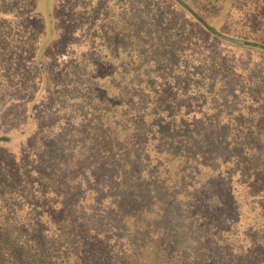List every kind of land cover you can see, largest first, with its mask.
Segmentation results:
<instances>
[{"label":"trees","instance_id":"obj_1","mask_svg":"<svg viewBox=\"0 0 264 264\" xmlns=\"http://www.w3.org/2000/svg\"><path fill=\"white\" fill-rule=\"evenodd\" d=\"M38 2L0 0V264H264L215 50L264 51V0H55L51 30Z\"/></svg>","mask_w":264,"mask_h":264},{"label":"rangeland","instance_id":"obj_2","mask_svg":"<svg viewBox=\"0 0 264 264\" xmlns=\"http://www.w3.org/2000/svg\"><path fill=\"white\" fill-rule=\"evenodd\" d=\"M54 1L55 0H39L38 2L39 10L43 14L49 30H51L53 22ZM215 50L219 51L218 54L216 53L218 56L220 55L226 58V64L228 66L235 68L241 75H237L234 79L231 78L230 82L227 83L226 90H231L236 82L241 85L240 88L239 86L236 88L237 90L240 89L238 97H236L235 101L229 104V106L233 109L237 103L242 104L247 102V117L242 113L243 110H241L240 107L237 116H239L241 121L244 119L242 125L245 128H249L250 126L249 119H252L254 121L252 125L257 127V130H255L257 137L251 140L250 147L258 142L264 143V51L221 39L216 43ZM207 109L211 112L213 111L211 107ZM259 120L261 121L259 122ZM243 132L245 133L244 128ZM257 146L260 147V150L252 158L254 161L262 155V152L264 154V145L257 144ZM255 162L257 163V161ZM254 178H259L258 185H260V181L264 179V176L255 172Z\"/></svg>","mask_w":264,"mask_h":264}]
</instances>
